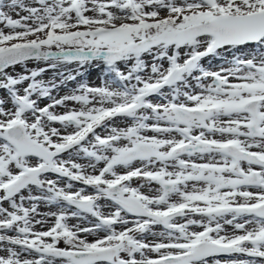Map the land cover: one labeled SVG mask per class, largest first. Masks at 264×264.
<instances>
[{"label":"snow or ice","instance_id":"snow-or-ice-1","mask_svg":"<svg viewBox=\"0 0 264 264\" xmlns=\"http://www.w3.org/2000/svg\"><path fill=\"white\" fill-rule=\"evenodd\" d=\"M0 264H264V0H0Z\"/></svg>","mask_w":264,"mask_h":264},{"label":"rangeland","instance_id":"rangeland-1","mask_svg":"<svg viewBox=\"0 0 264 264\" xmlns=\"http://www.w3.org/2000/svg\"><path fill=\"white\" fill-rule=\"evenodd\" d=\"M8 2V0H6V3ZM26 3H30L31 0H25ZM5 11H10L9 9H5ZM10 14L13 16V18H17L15 15V12L10 11ZM24 13H21V15H23ZM217 62L216 61H212V64L215 65ZM205 64L207 66L208 62L205 61ZM36 65H30V67H35ZM21 71V69L19 67H17V72ZM53 76V72L49 71L47 73L44 74V79L45 80H49L51 79V77ZM100 78H101V73L95 69V68H90L88 70H86L85 75L83 77L84 80H87L90 84H99L100 83ZM75 84L74 82L72 84H69L68 87L66 89H62L60 92L64 95L66 94L68 91L71 90L72 87H74ZM61 95V96H63ZM48 209L45 207L41 208V211H47ZM76 221H72V223H75ZM39 227V226H38Z\"/></svg>","mask_w":264,"mask_h":264},{"label":"bare ground","instance_id":"bare-ground-1","mask_svg":"<svg viewBox=\"0 0 264 264\" xmlns=\"http://www.w3.org/2000/svg\"><path fill=\"white\" fill-rule=\"evenodd\" d=\"M59 95L61 96V95H63V94L60 92Z\"/></svg>","mask_w":264,"mask_h":264}]
</instances>
